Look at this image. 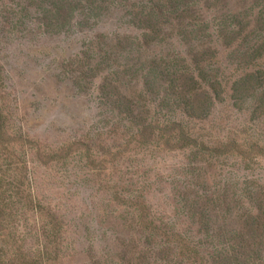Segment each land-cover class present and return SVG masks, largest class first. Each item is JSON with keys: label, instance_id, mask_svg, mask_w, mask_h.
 <instances>
[{"label": "rangeland", "instance_id": "rangeland-1", "mask_svg": "<svg viewBox=\"0 0 264 264\" xmlns=\"http://www.w3.org/2000/svg\"><path fill=\"white\" fill-rule=\"evenodd\" d=\"M0 264H264V0H0Z\"/></svg>", "mask_w": 264, "mask_h": 264}]
</instances>
